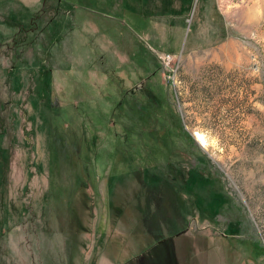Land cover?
Masks as SVG:
<instances>
[{
    "label": "rangeland",
    "instance_id": "obj_1",
    "mask_svg": "<svg viewBox=\"0 0 264 264\" xmlns=\"http://www.w3.org/2000/svg\"><path fill=\"white\" fill-rule=\"evenodd\" d=\"M0 264H264V0H0Z\"/></svg>",
    "mask_w": 264,
    "mask_h": 264
},
{
    "label": "trees",
    "instance_id": "obj_2",
    "mask_svg": "<svg viewBox=\"0 0 264 264\" xmlns=\"http://www.w3.org/2000/svg\"><path fill=\"white\" fill-rule=\"evenodd\" d=\"M41 16V14L38 16V17H40ZM38 17L37 16H35V17H33L32 19H31V21H30V26H31V28H29V30H31V31H33L34 29H35V27L33 28V26H35L34 24H35V20L36 19H38ZM24 28V26L22 27V25L20 26V29H23ZM24 31L26 32V31H28V30H25L24 29ZM20 34H23V32L22 31H20L18 34H16L15 36H14V41H16L18 38L19 39H21V35ZM186 133V132H185ZM186 136H187V138H188V140H194V138L190 135V134H186Z\"/></svg>",
    "mask_w": 264,
    "mask_h": 264
},
{
    "label": "bare ground",
    "instance_id": "obj_3",
    "mask_svg": "<svg viewBox=\"0 0 264 264\" xmlns=\"http://www.w3.org/2000/svg\"><path fill=\"white\" fill-rule=\"evenodd\" d=\"M195 137L202 146H206L208 144L206 137L202 133L196 131Z\"/></svg>",
    "mask_w": 264,
    "mask_h": 264
},
{
    "label": "built area",
    "instance_id": "obj_4",
    "mask_svg": "<svg viewBox=\"0 0 264 264\" xmlns=\"http://www.w3.org/2000/svg\"><path fill=\"white\" fill-rule=\"evenodd\" d=\"M161 58H162L163 62L166 63L167 65H169L173 60V57L169 54H165Z\"/></svg>",
    "mask_w": 264,
    "mask_h": 264
},
{
    "label": "water",
    "instance_id": "obj_5",
    "mask_svg": "<svg viewBox=\"0 0 264 264\" xmlns=\"http://www.w3.org/2000/svg\"><path fill=\"white\" fill-rule=\"evenodd\" d=\"M192 136H194V135H192ZM194 139L198 142V140L196 138H194Z\"/></svg>",
    "mask_w": 264,
    "mask_h": 264
}]
</instances>
